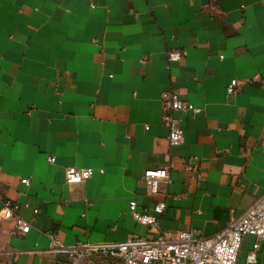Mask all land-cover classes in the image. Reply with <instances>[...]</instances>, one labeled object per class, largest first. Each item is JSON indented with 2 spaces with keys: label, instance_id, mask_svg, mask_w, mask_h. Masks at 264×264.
<instances>
[{
  "label": "crops",
  "instance_id": "crops-1",
  "mask_svg": "<svg viewBox=\"0 0 264 264\" xmlns=\"http://www.w3.org/2000/svg\"><path fill=\"white\" fill-rule=\"evenodd\" d=\"M262 79L264 0H0V264H64L48 233L66 246L154 238L131 200L148 211L166 201L167 236L227 227L264 194ZM166 91L201 109L174 113L177 147L162 125ZM168 163L166 196H147L143 172ZM70 167L94 173L67 185ZM1 200L27 234L10 235ZM253 243L244 237L237 264Z\"/></svg>",
  "mask_w": 264,
  "mask_h": 264
},
{
  "label": "built area",
  "instance_id": "built-area-1",
  "mask_svg": "<svg viewBox=\"0 0 264 264\" xmlns=\"http://www.w3.org/2000/svg\"><path fill=\"white\" fill-rule=\"evenodd\" d=\"M182 58L178 52L167 54L169 62H177ZM143 61H145L143 59ZM252 84V83H251ZM264 88V80L255 83ZM239 91V83L231 80L225 87L227 95H235ZM161 101L165 111L162 125L167 130V141L170 147H177L184 143V131L178 125L174 113L187 112L194 115L201 113V109L182 99L175 91L161 94ZM54 163L53 158L47 159ZM172 164L168 163L161 169H147L142 174V182L146 195L152 198L165 197L161 185L171 183L170 172ZM187 171L197 170V158L193 157L185 165ZM90 168H66L64 181L67 185H81L93 176ZM28 186L29 180H21ZM2 220L15 221L10 235H25L29 232L30 224L19 218L15 212L18 206L7 200H1ZM164 200H156L150 209H138L136 201L128 203V214L137 224L153 228L158 234L152 239L131 237L119 243H76L63 245L57 236L48 233L51 251L64 257V264L91 263L94 259L105 261L104 264H237L241 243L246 236L254 238L252 249L246 257L248 264H257V253L264 245V194L254 201L239 217L218 233L203 237L195 231H178L174 236H167L160 229V219L166 211ZM38 210L34 209L33 214Z\"/></svg>",
  "mask_w": 264,
  "mask_h": 264
}]
</instances>
